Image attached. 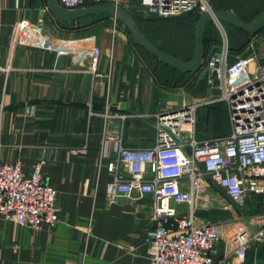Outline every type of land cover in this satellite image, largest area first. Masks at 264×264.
I'll return each instance as SVG.
<instances>
[{"label": "crops", "instance_id": "crops-1", "mask_svg": "<svg viewBox=\"0 0 264 264\" xmlns=\"http://www.w3.org/2000/svg\"><path fill=\"white\" fill-rule=\"evenodd\" d=\"M50 3L0 0V158L19 161L25 175L41 164L45 182L57 192L60 210L53 228L32 229L0 215V264H148L146 232L153 200L120 198L116 205H106L111 177L108 158L102 156L99 113L109 104L113 112L124 115V144L146 148L155 131L143 116L190 99L201 103L195 140L219 138L230 133V125L225 102L212 101L220 93L218 82L208 83L203 65L184 72L162 63L111 14L68 20L59 17ZM120 7L131 17L152 19L150 26L163 25L141 0H125ZM150 33L151 40L142 32L168 54L177 52L180 34L168 38L161 29ZM254 36L257 39L245 48L228 52L231 89L254 78L264 62L259 42L264 34ZM219 39L221 46V32ZM214 46L207 47L203 57ZM193 49L189 45L183 49L187 58L183 61L191 58ZM118 123L112 121V133ZM199 184L194 214L200 227L219 224L231 231L243 223L249 228V216L264 214L262 195L249 196L244 207L237 208L208 180ZM175 208L181 213L189 210L185 204ZM215 249V261L222 262L232 244L220 240ZM220 264H264V243L247 248L243 262L230 256Z\"/></svg>", "mask_w": 264, "mask_h": 264}, {"label": "built area", "instance_id": "built-area-1", "mask_svg": "<svg viewBox=\"0 0 264 264\" xmlns=\"http://www.w3.org/2000/svg\"><path fill=\"white\" fill-rule=\"evenodd\" d=\"M57 1L65 10H76L104 3L120 7L125 0ZM141 5L161 18L210 10L207 0H141ZM223 40L204 63L208 83L214 85L217 80L220 90L212 101H224L227 107V136L196 141V111L201 103L190 99L143 116L155 131L152 145L146 148L124 144V115L113 112L109 104L99 113L102 156L108 158L111 177L106 185V205H116L120 198L134 201L150 196L153 200L146 232L148 264H220L230 256L243 262L247 248L264 243V214L248 217L251 228L237 223L231 231L219 224L200 227L194 214L200 180L212 183L237 208H243L251 195L264 196V62L258 65L254 78L231 89L226 37ZM259 42L264 47V37ZM113 120L119 123L112 133ZM179 204L187 205L188 213L178 212L175 205ZM59 211L57 192L45 182L41 164L25 175L19 161L8 163L0 158V215L4 219L32 229L53 228ZM220 240L231 243L232 250L222 262H216L215 245Z\"/></svg>", "mask_w": 264, "mask_h": 264}, {"label": "trees", "instance_id": "trees-1", "mask_svg": "<svg viewBox=\"0 0 264 264\" xmlns=\"http://www.w3.org/2000/svg\"><path fill=\"white\" fill-rule=\"evenodd\" d=\"M210 8L216 11H225L228 12L230 9L233 10V14L239 17L244 21L253 20L264 8V0H207ZM201 14L198 13H189L188 15L172 17V18H161V23L163 25H154L150 26L148 22L152 19H144L139 15H132V17L136 21V26L145 34V36L150 39L151 33L164 31L165 34L169 35L171 38L175 34H180L179 40L176 42V47L178 48L177 52L173 55L180 60H186L184 58V52L186 47L189 45L190 50L192 52L193 49V37H194V26L196 25L197 20L199 19ZM143 19V20H142ZM164 20V21H163ZM221 25L224 27L225 35L227 39V49L228 52L230 50H241L245 48L246 44L251 40L254 35H262L264 34V27L261 28L257 34H249L240 29L235 28L232 25L227 24L230 33H228L225 29V26L222 22ZM149 29L150 32H147ZM151 40V39H150ZM204 50L207 49L210 45H216L212 49H219L220 47V39L219 32L214 25L213 22H208L206 25V30L204 33ZM153 43V42H152ZM155 44V43H154ZM159 48V47H158ZM161 50L166 51L165 48L160 47ZM208 54L204 57L207 58ZM204 59V62H205ZM205 67V63H203L202 68ZM200 70V69H198ZM227 136V135H224ZM223 137V136H222Z\"/></svg>", "mask_w": 264, "mask_h": 264}, {"label": "water", "instance_id": "water-1", "mask_svg": "<svg viewBox=\"0 0 264 264\" xmlns=\"http://www.w3.org/2000/svg\"><path fill=\"white\" fill-rule=\"evenodd\" d=\"M52 10L61 18L74 19L84 15L93 13H108L115 18L120 19L126 26L128 32L131 34L134 41L144 48L146 51L157 57L162 63L176 68L184 72H192L200 68L204 63V33L208 22H213L217 27L222 29L221 22H225L234 26L249 34H256L264 27V8L253 20L244 21L234 14L225 11L210 10L202 13L196 22L195 35H194V49L191 58L187 61L180 60L175 56H172L160 48L156 47L150 42L142 32L136 27L132 17L128 13L121 9V7H115L113 4L104 3L99 5H93L82 9L65 10L55 0H49ZM219 29V28H218ZM220 31V30H219ZM221 32V31H220ZM223 35V34H222ZM224 38V37H223ZM224 42V40H223Z\"/></svg>", "mask_w": 264, "mask_h": 264}, {"label": "rangeland", "instance_id": "rangeland-1", "mask_svg": "<svg viewBox=\"0 0 264 264\" xmlns=\"http://www.w3.org/2000/svg\"><path fill=\"white\" fill-rule=\"evenodd\" d=\"M224 25H226L225 26V29H226V31L228 32V33H230V30H229V28L227 27L228 25H227V23H225V22H222ZM216 26V25H215ZM216 28H217V30H218V32H220L221 31V34H223L222 35V39H223V37H226V35H225V30H224V27L222 26V29H223V31L220 29V27H217L216 26ZM219 28V29H218ZM220 30V31H219ZM257 39V36H253L252 37V39H251V42H254L255 40ZM226 42H227V39H226ZM180 104V103H179Z\"/></svg>", "mask_w": 264, "mask_h": 264}]
</instances>
